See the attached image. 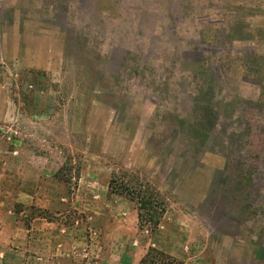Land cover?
I'll return each instance as SVG.
<instances>
[{
	"label": "rangeland",
	"instance_id": "1",
	"mask_svg": "<svg viewBox=\"0 0 264 264\" xmlns=\"http://www.w3.org/2000/svg\"><path fill=\"white\" fill-rule=\"evenodd\" d=\"M102 2L0 0V264H264V0Z\"/></svg>",
	"mask_w": 264,
	"mask_h": 264
},
{
	"label": "crops",
	"instance_id": "2",
	"mask_svg": "<svg viewBox=\"0 0 264 264\" xmlns=\"http://www.w3.org/2000/svg\"><path fill=\"white\" fill-rule=\"evenodd\" d=\"M107 1V0H102ZM99 2L101 3V0H99ZM102 2V3H103ZM56 234H58L60 236V234H63V229L62 227H56L54 223L52 222H31L30 223V228L24 231V238L25 241H32L33 238L35 236H37V249L40 251V254L38 256V259H42V255L45 252H47L46 254H44V258H47L50 255V252L48 250H41V243H46L50 242L52 235L55 237ZM28 245L29 242H28ZM31 249V247H29ZM33 249V248H32ZM43 258V259H44Z\"/></svg>",
	"mask_w": 264,
	"mask_h": 264
},
{
	"label": "trees",
	"instance_id": "3",
	"mask_svg": "<svg viewBox=\"0 0 264 264\" xmlns=\"http://www.w3.org/2000/svg\"><path fill=\"white\" fill-rule=\"evenodd\" d=\"M55 10V9H54ZM67 10H68V7H66L65 11H64V15L67 16ZM204 91V92H203ZM211 90L207 88H201L199 90V100H201L202 102L205 103V105L202 107V110L204 113H206V115L204 116L205 118H211L212 117V108H208V105L211 101V96L213 95L211 92ZM206 123H209V121H206Z\"/></svg>",
	"mask_w": 264,
	"mask_h": 264
}]
</instances>
